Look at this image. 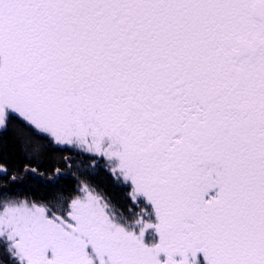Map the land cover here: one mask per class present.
Segmentation results:
<instances>
[{"label":"snow or ice","instance_id":"snow-or-ice-1","mask_svg":"<svg viewBox=\"0 0 264 264\" xmlns=\"http://www.w3.org/2000/svg\"><path fill=\"white\" fill-rule=\"evenodd\" d=\"M0 264H264V0H0Z\"/></svg>","mask_w":264,"mask_h":264},{"label":"trees","instance_id":"trees-1","mask_svg":"<svg viewBox=\"0 0 264 264\" xmlns=\"http://www.w3.org/2000/svg\"><path fill=\"white\" fill-rule=\"evenodd\" d=\"M8 163L12 167L20 168L25 163H28V161L25 160L24 156L18 150H13L12 154L8 158ZM33 163L35 162L33 161ZM48 166L49 165L47 162L43 163L41 165V171H45ZM70 181L71 177H68L66 182ZM97 182L101 184V187H103L105 191H107L113 197L114 200L121 199V193L118 190L113 189L110 184L104 181L103 177L99 178ZM57 187H59V185H51L41 180L39 177H33L29 175L23 181L18 183L17 192L21 196L27 195L34 198H40L50 194Z\"/></svg>","mask_w":264,"mask_h":264}]
</instances>
